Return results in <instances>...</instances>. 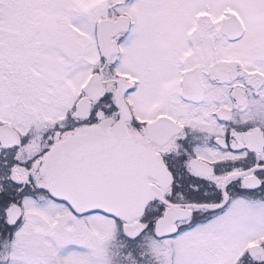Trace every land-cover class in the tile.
<instances>
[{
	"label": "snow or ice",
	"instance_id": "1",
	"mask_svg": "<svg viewBox=\"0 0 264 264\" xmlns=\"http://www.w3.org/2000/svg\"><path fill=\"white\" fill-rule=\"evenodd\" d=\"M0 264H264V0H0Z\"/></svg>",
	"mask_w": 264,
	"mask_h": 264
}]
</instances>
